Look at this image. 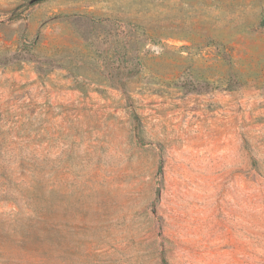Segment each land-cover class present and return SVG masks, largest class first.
<instances>
[{
  "label": "rangeland",
  "instance_id": "obj_1",
  "mask_svg": "<svg viewBox=\"0 0 264 264\" xmlns=\"http://www.w3.org/2000/svg\"><path fill=\"white\" fill-rule=\"evenodd\" d=\"M0 264H264V0H0Z\"/></svg>",
  "mask_w": 264,
  "mask_h": 264
},
{
  "label": "trees",
  "instance_id": "obj_2",
  "mask_svg": "<svg viewBox=\"0 0 264 264\" xmlns=\"http://www.w3.org/2000/svg\"><path fill=\"white\" fill-rule=\"evenodd\" d=\"M139 73V69H134V68H132V69H129V71H128V76H134V75H136V74H138ZM117 79H115L114 81H116ZM120 81L118 82V83H113L115 86H118V87H121V88H125V86H124V81L122 80V79H119Z\"/></svg>",
  "mask_w": 264,
  "mask_h": 264
}]
</instances>
